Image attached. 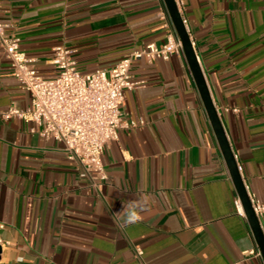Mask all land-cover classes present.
<instances>
[{"label": "crops", "instance_id": "obj_1", "mask_svg": "<svg viewBox=\"0 0 264 264\" xmlns=\"http://www.w3.org/2000/svg\"><path fill=\"white\" fill-rule=\"evenodd\" d=\"M183 15L248 193L264 202V0H185ZM0 20L46 77L58 44L83 72L110 69L165 43L172 22L164 0H0ZM130 75L122 109L136 124L106 145L109 178L95 179L31 120L2 116L32 95L0 45V264H264L184 52L134 59ZM145 195L143 222L119 229L122 202Z\"/></svg>", "mask_w": 264, "mask_h": 264}, {"label": "built area", "instance_id": "obj_2", "mask_svg": "<svg viewBox=\"0 0 264 264\" xmlns=\"http://www.w3.org/2000/svg\"><path fill=\"white\" fill-rule=\"evenodd\" d=\"M175 2L187 25L183 15L185 0ZM7 26L8 23L0 20V45L11 62L14 76L31 92L32 100L26 109L10 105L2 111V116L5 119L20 117L31 120L33 131L64 143L68 157L79 164L83 175L108 179L103 161L106 145L118 138L120 127L136 124L125 118L122 109L126 90L138 84L131 78V64L134 59L142 57L169 59L174 53L183 52V44L173 22L167 24L169 31L165 43H148L121 58L110 69L83 72L78 68L72 50L65 44H58L51 59L58 72L50 77L38 71L33 59L22 50L20 37L8 33ZM249 197L260 219L264 216V202L250 192ZM236 205L243 207L240 198ZM2 227L4 224L0 223ZM0 244H3L1 237ZM137 252L143 253L140 248Z\"/></svg>", "mask_w": 264, "mask_h": 264}, {"label": "water", "instance_id": "obj_3", "mask_svg": "<svg viewBox=\"0 0 264 264\" xmlns=\"http://www.w3.org/2000/svg\"><path fill=\"white\" fill-rule=\"evenodd\" d=\"M166 8L183 44V52L186 56L194 81L199 90L205 109L216 134L220 149L228 166L229 172L238 191L244 212L248 218L257 244L264 258V230L261 221L256 215L244 179L239 169L235 153L228 139L223 122L212 97L207 79L198 59L193 41L175 0H164Z\"/></svg>", "mask_w": 264, "mask_h": 264}, {"label": "clouds", "instance_id": "obj_4", "mask_svg": "<svg viewBox=\"0 0 264 264\" xmlns=\"http://www.w3.org/2000/svg\"><path fill=\"white\" fill-rule=\"evenodd\" d=\"M149 197H135L131 200L122 202V210L113 214V221L116 226L124 230L133 225L142 223L144 220V213L148 208Z\"/></svg>", "mask_w": 264, "mask_h": 264}]
</instances>
